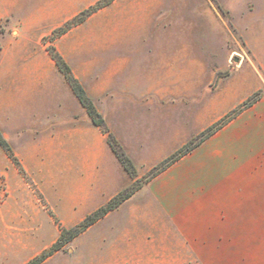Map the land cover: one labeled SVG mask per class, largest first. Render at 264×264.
Wrapping results in <instances>:
<instances>
[{
  "label": "rangeland",
  "instance_id": "obj_1",
  "mask_svg": "<svg viewBox=\"0 0 264 264\" xmlns=\"http://www.w3.org/2000/svg\"><path fill=\"white\" fill-rule=\"evenodd\" d=\"M55 52L132 161L134 179ZM262 96L264 0H0V132L13 155L0 159V213L10 211L0 218V264L47 253L42 264H104L99 239L125 210L53 251L61 227L132 184L145 187L156 167Z\"/></svg>",
  "mask_w": 264,
  "mask_h": 264
},
{
  "label": "crops",
  "instance_id": "obj_2",
  "mask_svg": "<svg viewBox=\"0 0 264 264\" xmlns=\"http://www.w3.org/2000/svg\"><path fill=\"white\" fill-rule=\"evenodd\" d=\"M2 103L11 112L10 93ZM20 109L26 114L28 107ZM68 146L76 152L74 140ZM0 159L11 160L1 146ZM121 211L99 239L104 264H264V96L74 239Z\"/></svg>",
  "mask_w": 264,
  "mask_h": 264
},
{
  "label": "trees",
  "instance_id": "obj_3",
  "mask_svg": "<svg viewBox=\"0 0 264 264\" xmlns=\"http://www.w3.org/2000/svg\"><path fill=\"white\" fill-rule=\"evenodd\" d=\"M53 59L58 67V69L63 73L64 78L66 82L68 83L69 87L71 88L72 92L76 96V98L79 100L80 104L85 108L87 114L91 118L92 123L101 128L102 133L107 134V142L116 156V158L119 160L121 165L123 166L124 170L129 174L131 178H135V168L130 160V158L127 156V154L121 149L119 144L117 143V140L111 135V133L107 130L106 125L104 123V120L101 116V114L97 111L96 107L94 106L92 100L87 95L85 89L81 85V83L78 81V79L73 75L71 72L69 66L63 59V57L55 52L52 54ZM256 100H252L250 102H245L243 107L244 109L251 104H253ZM241 110H239L236 114H238ZM236 114L234 116H236ZM233 116V117H234ZM232 117V118H233ZM231 118V119H232ZM222 125L219 126V128ZM218 130V127H210L207 129V131H204V138L199 141L195 146L190 147L187 146L185 149L181 150L177 154L172 155L170 159L165 163L160 165L159 167L155 168V172L153 173L152 177L156 176L158 173L166 169L168 166L173 164L175 161H177L180 157L190 152L193 148L198 146L202 141H204L206 138H208L210 135H212L214 132ZM0 146L4 148V150L12 157V151L9 147L7 141L3 137L2 133L0 132ZM139 187L132 184L130 187H127L119 192H117L114 196H112L104 205H101L100 207L96 208L94 211L89 213L84 217L82 221H80L78 224L74 225L71 228H64L61 227L59 235L55 242L52 244V250L57 251L61 249L65 244H67L69 241L74 239L77 235L85 231L90 225L95 223L97 220H99L101 217H103L105 214H107L109 211L115 209L118 207L123 201H125L127 198H129ZM50 253L43 254L40 257H37L33 259L32 261L28 262L27 264H40L43 262Z\"/></svg>",
  "mask_w": 264,
  "mask_h": 264
}]
</instances>
